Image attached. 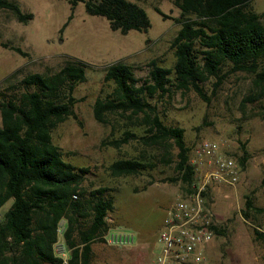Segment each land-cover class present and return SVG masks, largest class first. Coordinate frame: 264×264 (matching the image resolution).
<instances>
[{"label":"trees","instance_id":"trees-1","mask_svg":"<svg viewBox=\"0 0 264 264\" xmlns=\"http://www.w3.org/2000/svg\"><path fill=\"white\" fill-rule=\"evenodd\" d=\"M65 1L70 12L58 29L60 32L78 2H83L87 14L104 17L109 28L120 34L131 29L146 32L150 25L144 8L132 0ZM173 4L180 16L174 18L179 28L169 41L174 55L172 66L164 67L151 59L146 64L147 76L142 79L121 60L102 66V82L112 85L94 98L91 109L100 124L111 123L113 128L110 116L125 124L118 136L102 139L101 145L119 148L133 140L143 148H160L162 161L174 163L176 178L171 180H179L185 192L190 193L194 169L188 160L190 148L183 129L165 125L150 100L167 95L173 87L192 89L208 101L200 84L212 78L215 89L225 76V65L230 71L253 74L261 94L264 68L259 63L264 59V13L255 12L251 0H173ZM0 9L8 10L21 23L32 17L11 0H0ZM153 10L166 18L158 7ZM0 46L27 55L8 42L0 41ZM89 67L83 60L65 56L55 71L23 75L17 81L21 89L16 93L5 95L0 91V207L11 199L0 217V264H59L52 244L60 220L64 221L62 238L69 248L70 264H90L91 243L102 241L99 237L107 228L105 215L113 209L112 197L105 187L86 193L82 181L87 169L65 161L62 150L51 140V131L58 123L68 117L76 119L73 106L82 99L72 92L76 84L85 80ZM18 71L14 69L1 82L7 83ZM13 86L8 83L3 90ZM168 141L176 148L174 159L167 149ZM241 150L240 167L247 157L242 144ZM147 166L150 163L140 157H131L115 159L106 168L116 177L136 174ZM260 184L264 186V171ZM249 210L256 208L250 195L245 194L241 214L247 218ZM212 229L215 235L220 234L216 225Z\"/></svg>","mask_w":264,"mask_h":264},{"label":"rangeland","instance_id":"rangeland-1","mask_svg":"<svg viewBox=\"0 0 264 264\" xmlns=\"http://www.w3.org/2000/svg\"><path fill=\"white\" fill-rule=\"evenodd\" d=\"M11 1L32 17L21 23L8 10L0 9V41L27 53L21 56L0 46V91L5 95L16 93L21 89L17 81L23 75L55 71L65 56L91 65L85 71V80L76 84L72 92L82 99L73 106L76 119L68 117L58 123L51 131V140L62 150L65 161L87 169L82 181L86 193L97 187L107 189L113 199L111 226L132 233L134 242L123 248L93 241L90 264H149L157 249L156 237L163 227L166 209L175 198L186 194L185 186L171 180L176 178L174 163L162 161L160 148H143L133 140L119 148L101 145L102 139L118 136L125 124L114 116L109 117L113 128L111 123L100 124L94 120L91 107L94 98L112 85L102 82V66L121 60L131 65L134 75L141 79L147 76L146 64L151 59L158 65L172 66L174 55L169 41L179 28L174 18L180 16V10L173 0H132L144 8L150 25L146 32L131 29L120 34L109 28L104 17L87 14L83 2H78L60 32L70 12L65 0ZM154 6L166 18L156 13ZM251 7L264 13V0H251ZM259 65L264 68V59ZM17 68L19 71L3 84L2 78ZM222 72L225 76L215 89L212 78L200 84L208 101L192 89L173 87L167 95L150 101L165 125L183 129L189 157L202 139L217 142L220 150L236 157L242 154L243 145L247 157L240 167L239 182L234 187L211 185L206 193L220 229L210 243L208 263L264 264V186L260 184L264 171V91L258 93L251 73L230 71L229 65L222 66ZM8 83L15 86L3 90ZM168 142L167 149L174 159L176 148ZM131 157H140L151 166L130 175L112 177L108 173L110 162ZM245 194L250 195L256 208L247 211V218L241 214ZM10 204L8 199L0 207V217ZM59 225L64 226V221L60 220Z\"/></svg>","mask_w":264,"mask_h":264},{"label":"built area","instance_id":"built-area-1","mask_svg":"<svg viewBox=\"0 0 264 264\" xmlns=\"http://www.w3.org/2000/svg\"><path fill=\"white\" fill-rule=\"evenodd\" d=\"M188 160L194 169L191 192L175 198L168 205L163 227L156 237L157 249L149 264H209L208 250L214 236L212 227L216 223L205 194L211 185L234 187L240 180V165L238 157L220 150L218 143L209 139H202ZM105 221L107 228L99 237L104 244L123 248L133 245L132 233L111 226L109 212ZM63 230L64 226L58 223L52 252L60 259L59 264H70Z\"/></svg>","mask_w":264,"mask_h":264}]
</instances>
